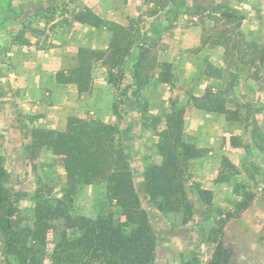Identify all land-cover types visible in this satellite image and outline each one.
<instances>
[{
    "label": "rangeland",
    "instance_id": "obj_1",
    "mask_svg": "<svg viewBox=\"0 0 264 264\" xmlns=\"http://www.w3.org/2000/svg\"><path fill=\"white\" fill-rule=\"evenodd\" d=\"M0 165V264H58L78 216H144L148 264H264V0H0Z\"/></svg>",
    "mask_w": 264,
    "mask_h": 264
},
{
    "label": "trees",
    "instance_id": "obj_2",
    "mask_svg": "<svg viewBox=\"0 0 264 264\" xmlns=\"http://www.w3.org/2000/svg\"><path fill=\"white\" fill-rule=\"evenodd\" d=\"M136 77H138L137 74ZM168 119L171 132H176L177 130L172 126L174 115L169 114ZM92 122H94V120H92ZM102 126L104 129L107 128L106 125ZM93 132L94 130L91 132L93 143H103V138L106 141L104 134L100 133L97 135ZM193 149L194 148L190 144L187 145V152L190 153ZM94 153L95 151H91L89 148L86 155L80 153V156L76 159L77 163L86 162L93 173L100 168V162L95 158ZM120 155L118 162L122 163V167L125 168L127 163L125 154L120 153ZM193 155L194 154L190 157ZM162 168L163 167H161V170ZM4 174L5 169L0 165V180ZM146 174L149 179V188H151L152 183H154V180H152V176H155L154 168L152 166L151 168H147ZM114 180L116 181V189L119 193V197L127 193V184L124 180L121 177ZM5 199L4 188L0 185V201H4ZM118 201H120V199ZM136 202L137 200H134V202L126 208V218L133 217V213L135 212L133 208L136 207ZM161 208H163L162 205ZM58 209L56 210L58 211ZM10 215H12V212H10ZM68 218L70 220L73 217L68 216ZM140 219L141 220L137 222L135 227L128 229L120 219H116L112 216L102 219L78 216L76 221L67 224L66 230L58 233L61 235V240L56 244L57 250L53 258L58 264H148L149 257L154 250L153 240L155 239L152 236L151 226L147 219H145L144 216ZM0 226L3 229L5 228L7 235L11 236V220L7 217L1 218ZM68 228L76 229V234L72 238H69L67 232ZM10 246H16V242L14 244V241H12ZM81 253L85 255L87 259L79 262Z\"/></svg>",
    "mask_w": 264,
    "mask_h": 264
}]
</instances>
